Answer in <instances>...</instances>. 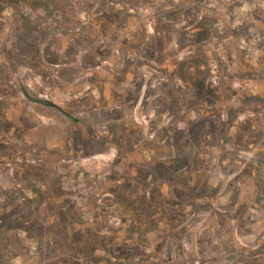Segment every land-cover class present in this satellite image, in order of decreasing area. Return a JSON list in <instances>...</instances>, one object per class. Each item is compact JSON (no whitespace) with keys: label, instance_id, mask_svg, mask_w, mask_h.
<instances>
[{"label":"rangeland","instance_id":"374dc122","mask_svg":"<svg viewBox=\"0 0 264 264\" xmlns=\"http://www.w3.org/2000/svg\"><path fill=\"white\" fill-rule=\"evenodd\" d=\"M0 264H264V0H0Z\"/></svg>","mask_w":264,"mask_h":264},{"label":"flooded vegetation","instance_id":"af4514ba","mask_svg":"<svg viewBox=\"0 0 264 264\" xmlns=\"http://www.w3.org/2000/svg\"><path fill=\"white\" fill-rule=\"evenodd\" d=\"M36 101L41 102V103H43V104H47V105H52V106L55 105V104H53V103H51V102H46V101H41V100H36Z\"/></svg>","mask_w":264,"mask_h":264}]
</instances>
